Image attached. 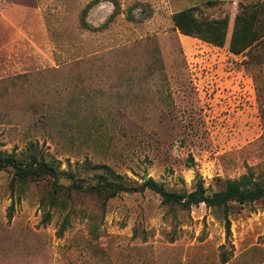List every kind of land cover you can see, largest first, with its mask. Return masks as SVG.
<instances>
[{
    "label": "rangeland",
    "instance_id": "rangeland-1",
    "mask_svg": "<svg viewBox=\"0 0 264 264\" xmlns=\"http://www.w3.org/2000/svg\"><path fill=\"white\" fill-rule=\"evenodd\" d=\"M0 0V148L107 164L129 184L189 192L264 178V31L229 50L240 3L264 0ZM198 5L229 16L223 47L180 33ZM132 12L135 21L127 19ZM264 29V16H263ZM0 170V264H264V204L182 209L153 191L42 207L49 183L12 192ZM13 206V207H12ZM49 214L46 220V214Z\"/></svg>",
    "mask_w": 264,
    "mask_h": 264
},
{
    "label": "trees",
    "instance_id": "trees-1",
    "mask_svg": "<svg viewBox=\"0 0 264 264\" xmlns=\"http://www.w3.org/2000/svg\"><path fill=\"white\" fill-rule=\"evenodd\" d=\"M103 1L114 5L110 20L122 11L118 0H91L82 10V25L87 28L86 16L89 11ZM216 0H206L209 5ZM264 6L261 3H240L234 20V27L229 42V50L234 54H243L254 46L263 36ZM127 19L135 21L130 11ZM172 20L176 29L186 36L198 38L213 45L223 47L227 40L229 16L214 17L205 14L198 5L183 8L173 13ZM0 170L11 174L10 188L12 192L21 193L32 183L47 181L49 190L42 195V207L68 210L75 209L76 201L81 196L95 197L106 204L123 193H136L150 190L158 194L162 201L184 210L192 206L205 204L209 208L224 210L226 229L230 233L229 209L233 204L242 206L255 201L264 204V178L255 179L251 174H244L237 179H229L220 190L209 189L202 179L198 180L194 189L189 192L168 190L164 184L149 177L139 185L129 184L125 178L107 164L84 161L75 167L68 163L63 169L61 163L48 160L44 155L33 150L28 157H19L15 152L0 148ZM13 207V206H12ZM49 214H46V220Z\"/></svg>",
    "mask_w": 264,
    "mask_h": 264
}]
</instances>
